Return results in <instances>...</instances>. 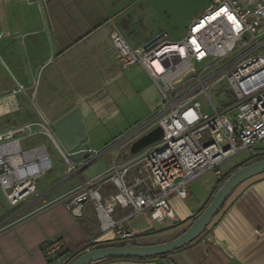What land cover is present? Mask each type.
<instances>
[{"label": "crops", "instance_id": "obj_1", "mask_svg": "<svg viewBox=\"0 0 264 264\" xmlns=\"http://www.w3.org/2000/svg\"><path fill=\"white\" fill-rule=\"evenodd\" d=\"M7 4L13 9V16H3L0 43L16 62L20 63L18 57L28 58V65L24 63L34 78L31 88L36 90L35 103L49 121L53 123L73 109H80L85 149L95 152L101 145L107 147L159 119L158 88L142 66L120 71L110 42L111 33L118 32L131 48L139 49L158 34L167 33L153 23L147 0H9ZM28 8L36 14L34 19L27 16ZM202 8L188 13L186 29L207 9L201 12ZM43 68L44 79L39 75ZM74 72L80 74L79 79H74ZM59 81L65 98L55 104L67 109L52 118ZM259 153H246L228 167L219 168L218 175L206 177V173L190 183L186 199L170 200L173 220L160 224L163 233L178 228L176 236L180 235L209 204L221 176L246 165ZM91 163V159L82 160L78 164H86L83 169L45 185L37 180L36 194L14 209L4 197L0 200V264H58L54 260L62 249H74L99 237L90 206L83 207L80 217H73L64 206L85 182L84 177H77ZM49 244L54 245L48 247ZM98 246L89 245L84 252ZM95 264H264V175L237 187L207 231L187 247L165 258L143 262L105 260Z\"/></svg>", "mask_w": 264, "mask_h": 264}, {"label": "built area", "instance_id": "obj_2", "mask_svg": "<svg viewBox=\"0 0 264 264\" xmlns=\"http://www.w3.org/2000/svg\"><path fill=\"white\" fill-rule=\"evenodd\" d=\"M110 42L120 71L145 69L161 106L157 121L114 143L109 169L83 183L64 205L73 217H80L85 205L92 208L99 230L93 246L133 244L129 220L149 213L158 224L172 221L170 200L186 199L190 183L208 172L218 175L223 163L254 154L257 145L264 148V0H211L178 42L160 33L145 49H133L118 32L111 33ZM168 45L175 50H164ZM221 84L227 105L219 111L210 93ZM35 91L16 84L7 96L0 94V118L18 109L17 95L31 99L38 118L0 129V189L13 209L36 194V180L52 168L46 147H34L32 140L47 139L68 175L86 166L61 150L53 123L36 106ZM200 99L211 113L203 111ZM157 127L162 131L157 142L131 155L132 144Z\"/></svg>", "mask_w": 264, "mask_h": 264}, {"label": "rangeland", "instance_id": "obj_3", "mask_svg": "<svg viewBox=\"0 0 264 264\" xmlns=\"http://www.w3.org/2000/svg\"><path fill=\"white\" fill-rule=\"evenodd\" d=\"M9 0H1L0 1V32L4 29V22H3V16L12 14L13 16V9L7 7ZM148 4L152 8V14L151 17L153 19L154 24H159V26L162 27V29L168 33L169 35V41L170 42H178L183 39L185 35V18L187 17L188 13L190 11H193L197 8L203 7L201 12L204 11L205 8H207L211 2V0H147ZM9 8V9H8ZM28 11V17L35 18L36 14L32 11V8L26 9ZM25 11V9H24ZM20 14V11H19ZM18 14V15H19ZM17 15V16H18ZM41 17H45L44 14H40ZM3 37V35H0V40ZM262 51L264 48L261 49ZM16 58H13L7 54L4 50L3 43H0V94L3 93L7 94L9 92H12L15 88L16 84H19L23 86L26 89L31 88L32 84L34 82V78L32 74H30L25 67L28 65V58L26 57H18V62H16ZM40 76L43 75V79L46 76V69L43 68L40 73ZM80 74L74 72V79H79ZM61 82L59 81L57 83L58 90L54 94V104L52 106V109L54 110L55 114L52 115V118L58 117L61 113H63L67 106H62L59 104H55L57 102H60L62 98L64 97V92L60 88ZM56 88V89H57ZM45 90V89H43ZM226 90H225V84H221L219 86H216L210 93L211 99L216 106V108L221 111L224 107H226V103L224 102L226 97ZM67 96H70V94H67ZM16 102L18 104V111H15L12 114L6 115L3 118H0V129H3L5 127H11L20 123H23L26 120H38L37 116L33 112V109L30 105L31 99L27 100L22 95H17L15 97ZM202 103V109L206 113H211L212 109L208 103H206L205 99H200ZM37 106V105H36ZM56 120H53L55 122ZM29 144H31L34 147L37 146H45L48 152V156L50 158L51 164H52V170L48 171L47 173H44V177H40L37 180L41 181L43 185L51 181L52 179H55L57 177H64L65 174H67L66 170V164L63 163L62 158L59 156L57 150L55 147L45 138H36L32 140ZM85 144V143H84ZM84 144L82 145L81 149L86 150ZM114 143L105 147L101 145L100 147L96 148L95 150V156L92 160V165H90L87 169H85L82 173H80V177H77V180H81L82 177L86 181L92 180L94 176L101 173L105 169L109 168L113 161H114V155L117 152V149L113 148ZM24 147V144L23 146ZM255 149L257 153L260 151L264 152L262 150L260 145L255 146ZM246 153H241L233 158L229 159L223 165L220 167L221 169H224L228 167L229 165L236 162L239 158L245 156ZM98 176V175H97ZM96 176V177H97ZM213 176V172H208L206 174V177ZM93 177V178H92ZM36 180V181H37ZM83 182V183H85ZM4 195L0 192V200ZM4 199V198H3ZM126 226L130 228L133 233L135 234V239L133 240V243H140V245H147L152 244L155 242H161L167 239H172L176 236V234L179 232L178 228L177 230L173 229L172 231H168L166 233H163L162 225L156 223L152 220L149 213H143L140 215L135 216L131 220H129L126 223ZM170 230V229H169ZM157 234L160 235L158 237L151 238L153 235ZM92 247V242L89 244H82L74 249H62L59 254L56 256L55 261H58V264H68L70 263L74 258L77 257V255L80 253V251L84 248ZM111 246H119L123 245L121 243H113L110 244ZM102 246V245H99Z\"/></svg>", "mask_w": 264, "mask_h": 264}, {"label": "water", "instance_id": "obj_4", "mask_svg": "<svg viewBox=\"0 0 264 264\" xmlns=\"http://www.w3.org/2000/svg\"><path fill=\"white\" fill-rule=\"evenodd\" d=\"M145 48L146 45L143 46V49ZM52 130L58 145L71 162L77 163L96 157L94 151L81 149L82 145L86 142V134L81 121V111L79 108L73 109L53 122ZM161 133V129L157 127L145 136L139 138L130 147V154L135 155L157 142L161 137ZM260 175H264V159L254 161L237 169L228 176L227 180L216 191L209 204L197 218L186 230L172 240L151 245L125 244L123 246L95 248L82 253L70 264H95L108 259H151L168 256L177 252L192 244L203 235L237 187Z\"/></svg>", "mask_w": 264, "mask_h": 264}, {"label": "trees", "instance_id": "obj_5", "mask_svg": "<svg viewBox=\"0 0 264 264\" xmlns=\"http://www.w3.org/2000/svg\"><path fill=\"white\" fill-rule=\"evenodd\" d=\"M262 150H264V148L262 149ZM259 152L261 153L262 151H260L259 150ZM257 154V155H255L254 157H252V158H254L253 160H250L249 162H246L245 164L247 165V164H249V163H252V162H254V161H258V160H262V159H264V154L263 153H261V154ZM242 166H244V165H242ZM237 170V168H235V169H233L232 171H230L229 173H227V174H225V175H223V176H221V178L217 181V184H216V187L214 188V190H213V194H212V196H211V199L213 198V196L215 195V193H216V191L218 190V189H220V187L223 185V183L227 180V178H228V176L229 175H231L233 172H235ZM211 201V200H210ZM223 208V207H222ZM195 220V219H194ZM193 220V221H194ZM210 226V225H209ZM208 226V227H209ZM208 229V228H207ZM207 229L205 230V232L207 231ZM177 237V236H176ZM133 244H135V243H133ZM54 244H49L48 245V247H52ZM107 246H111V245H102V246H98L97 248H101V247H107ZM119 246H123V245H119ZM85 251V248L84 249H82L81 251H80V255L83 253ZM79 255V256H80ZM79 256H77V257H79ZM76 257V258H77ZM166 256H163V257H157V258H151V259H108V260H106V261H112V262H116V261H124V260H129V261H139V262H143V261H148V260H153V259H158V258H165ZM75 258V259H76ZM74 259V260H75ZM55 261V260H54ZM73 261V260H72ZM71 261V262H72ZM70 262V263H71ZM50 263H52L51 261H49V264ZM70 263H68V264H70Z\"/></svg>", "mask_w": 264, "mask_h": 264}, {"label": "bare ground", "instance_id": "obj_6", "mask_svg": "<svg viewBox=\"0 0 264 264\" xmlns=\"http://www.w3.org/2000/svg\"><path fill=\"white\" fill-rule=\"evenodd\" d=\"M164 50H175V49H173L171 45H168V46H165L164 47Z\"/></svg>", "mask_w": 264, "mask_h": 264}]
</instances>
